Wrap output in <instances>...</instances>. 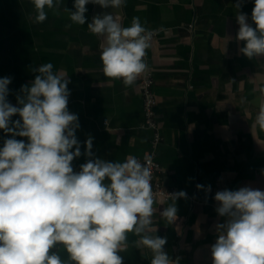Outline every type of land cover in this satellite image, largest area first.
I'll return each instance as SVG.
<instances>
[{
  "label": "crops",
  "instance_id": "0c3cea01",
  "mask_svg": "<svg viewBox=\"0 0 264 264\" xmlns=\"http://www.w3.org/2000/svg\"><path fill=\"white\" fill-rule=\"evenodd\" d=\"M73 4L62 0L59 11L46 9V21L35 23L31 0H0V78H12L7 101L19 106L21 87L30 86L38 74L34 68L52 63L54 72L67 75L68 110L80 124L75 135L82 154L72 161L77 172L90 159L83 154L89 136L94 138L91 158L123 162L148 152L152 132L141 127V76L127 87L104 76L101 39L87 27L95 5H86V23L78 25L64 10L74 11ZM253 7L254 0H126L121 9L123 27L139 17L146 29L159 30L144 58L162 136L156 149L163 169L159 179L165 188L185 191L187 198L176 201L173 224L160 215L172 201L156 198L152 227L157 231L150 234L167 237L164 251L178 264H212L216 225L225 220L216 212L217 191H264V130L254 126L264 102L258 90L264 86V57L244 56L239 48L245 42L236 38L238 13L247 14L255 27ZM8 138L11 134L0 130V148ZM15 138L25 142V137ZM197 184L211 191L198 190ZM138 239L129 234L127 248L119 253L123 264H150L153 254L137 247Z\"/></svg>",
  "mask_w": 264,
  "mask_h": 264
},
{
  "label": "clouds",
  "instance_id": "9594fccd",
  "mask_svg": "<svg viewBox=\"0 0 264 264\" xmlns=\"http://www.w3.org/2000/svg\"><path fill=\"white\" fill-rule=\"evenodd\" d=\"M125 2L74 0L75 10H64L72 23L85 25L89 3L121 10ZM31 3L34 22L43 23L46 9L59 11L62 0ZM119 18L118 12L97 14L87 27L104 38L100 55L104 76L122 80L127 87L148 70L144 58L153 32L139 17H133L128 27ZM236 20V38L245 42L239 52L249 59L264 57V0H254L251 21L255 27L245 13H238ZM33 71L38 74L30 86L21 87L19 106L7 101L12 78H0V130L12 137L0 148V264H65L52 251L58 245H63L74 264H123L119 253L127 248L130 233L139 237L137 247L152 252L150 264H178L164 251L167 237L150 234L157 231L152 224L158 201L148 164L132 155L123 162L93 159L94 138L89 136L83 154L90 159L74 172L72 161L82 153L75 135L80 127L78 115L68 110L70 80L62 70L54 72L52 63ZM258 90L264 94V86ZM15 115L21 119L12 121ZM254 126L264 130V102ZM196 187L211 191L210 186ZM169 197L172 203L160 215L173 224L178 219L176 201L186 199L187 193L178 191ZM214 200L216 212L225 220L216 225L212 264H264V191L225 189L217 191Z\"/></svg>",
  "mask_w": 264,
  "mask_h": 264
},
{
  "label": "built area",
  "instance_id": "2783aa9c",
  "mask_svg": "<svg viewBox=\"0 0 264 264\" xmlns=\"http://www.w3.org/2000/svg\"><path fill=\"white\" fill-rule=\"evenodd\" d=\"M188 30H191L192 24L186 26ZM153 32V38L158 34L159 30L150 29ZM139 87L142 96V110L144 115V120L141 125L142 128L148 129L152 132L149 150L146 154L136 157L141 161V163L148 164L152 172V187L156 198H161L164 201H169L171 198L169 194L178 192L175 188H165L159 179V175L162 173L163 169L161 164L156 158V149L162 141V136L159 129V124L156 118L155 105L156 97L153 91V77L152 74L147 71L139 78ZM107 123V120H104ZM149 158L146 160L145 158ZM81 169L78 168L77 172Z\"/></svg>",
  "mask_w": 264,
  "mask_h": 264
},
{
  "label": "water",
  "instance_id": "95a60500",
  "mask_svg": "<svg viewBox=\"0 0 264 264\" xmlns=\"http://www.w3.org/2000/svg\"><path fill=\"white\" fill-rule=\"evenodd\" d=\"M114 12L120 13V17H121L122 12L120 9H113L111 7L104 9V8H101L99 5H95V8H94V16H96L97 14L114 13ZM119 22H120V18H119ZM99 37L101 39L102 46H104V43H105L104 38L101 36ZM27 142L28 140L25 137V143ZM56 252L60 256L61 260L65 262V264H74V262L69 260V254L66 252L63 245H58Z\"/></svg>",
  "mask_w": 264,
  "mask_h": 264
}]
</instances>
